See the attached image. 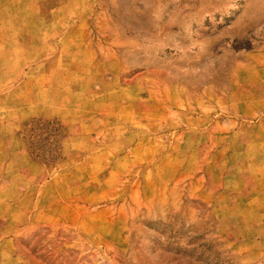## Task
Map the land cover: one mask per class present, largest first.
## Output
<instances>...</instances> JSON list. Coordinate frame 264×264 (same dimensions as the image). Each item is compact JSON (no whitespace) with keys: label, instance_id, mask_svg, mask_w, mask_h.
<instances>
[{"label":"rangeland","instance_id":"obj_1","mask_svg":"<svg viewBox=\"0 0 264 264\" xmlns=\"http://www.w3.org/2000/svg\"><path fill=\"white\" fill-rule=\"evenodd\" d=\"M109 1L142 24L147 0ZM211 1L203 59L117 40L98 78L49 80L44 114L0 80V264H264V0Z\"/></svg>","mask_w":264,"mask_h":264},{"label":"crops","instance_id":"obj_2","mask_svg":"<svg viewBox=\"0 0 264 264\" xmlns=\"http://www.w3.org/2000/svg\"><path fill=\"white\" fill-rule=\"evenodd\" d=\"M152 1L141 6L142 24L133 25L130 7L117 24L114 1L109 0L103 9L99 0H0V80H13L11 108L46 113L45 99L41 102L37 96L50 95L49 80L77 77L79 64L87 71L83 78H98L102 65L114 64L117 40L127 63H159L157 56L165 50L179 51L185 62L206 57L211 43L195 45L190 40L193 22L200 21L213 2L201 0L193 10L189 0L185 8L177 6L179 0ZM143 24L151 28L144 30ZM149 53L152 57L145 58Z\"/></svg>","mask_w":264,"mask_h":264}]
</instances>
